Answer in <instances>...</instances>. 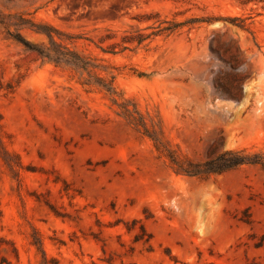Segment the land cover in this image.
<instances>
[{"label": "rangeland", "instance_id": "obj_1", "mask_svg": "<svg viewBox=\"0 0 264 264\" xmlns=\"http://www.w3.org/2000/svg\"><path fill=\"white\" fill-rule=\"evenodd\" d=\"M0 264H264V0H0Z\"/></svg>", "mask_w": 264, "mask_h": 264}, {"label": "trees", "instance_id": "obj_2", "mask_svg": "<svg viewBox=\"0 0 264 264\" xmlns=\"http://www.w3.org/2000/svg\"><path fill=\"white\" fill-rule=\"evenodd\" d=\"M46 34L49 39V46H36L28 43L23 39L17 38L16 40L22 42L29 50L35 52L40 58L54 63L56 65H72L75 67L84 68V61L79 56L73 54L67 48L63 47L61 44L56 42L53 32L55 31H40ZM108 90V89H107ZM217 161L222 164L223 169H232L244 164H259L256 161L246 159L242 157L239 153L235 152H225L218 157ZM213 172V171H210Z\"/></svg>", "mask_w": 264, "mask_h": 264}]
</instances>
